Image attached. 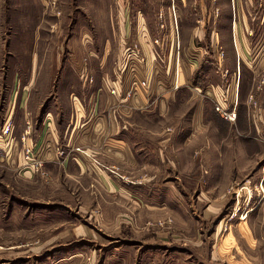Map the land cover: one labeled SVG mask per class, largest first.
<instances>
[{
  "label": "rangeland",
  "instance_id": "374dc122",
  "mask_svg": "<svg viewBox=\"0 0 264 264\" xmlns=\"http://www.w3.org/2000/svg\"><path fill=\"white\" fill-rule=\"evenodd\" d=\"M132 43L149 57L150 48L163 71L179 58L201 76L196 91L210 90L211 119L225 122L207 149L221 165L216 157L204 176L175 163L164 176L127 175L128 188L146 183L142 191L123 201L104 191L99 203L85 193L95 177L85 176L81 201L71 195L76 178L54 182L43 160L30 154L33 165L28 148L11 143V123L0 126V264H264V0H0V125L22 108L38 110L41 124L50 96H73L83 73L107 91L102 76ZM215 76L224 91L213 90ZM224 99L236 120L216 110ZM171 133L161 138L166 155L171 144L170 154L184 149ZM149 142L156 152L154 135ZM13 146L24 155L19 168Z\"/></svg>",
  "mask_w": 264,
  "mask_h": 264
},
{
  "label": "crops",
  "instance_id": "0c3cea01",
  "mask_svg": "<svg viewBox=\"0 0 264 264\" xmlns=\"http://www.w3.org/2000/svg\"><path fill=\"white\" fill-rule=\"evenodd\" d=\"M148 52L151 55L147 56L146 65L133 61L124 71V61L120 58L115 63L113 73L102 76V82L107 84L109 91L100 89L99 78L98 83L94 82V74L83 73L81 83H78L73 96H63L61 91L50 96L53 98V106L45 112L41 124L38 125L39 119L35 122L38 110L22 108L16 116V121L12 118L13 110L0 126L11 123V143H22L24 150L28 148L33 156L43 160V170L53 177L54 182L59 177L60 180L76 178L73 191L80 192L79 197L75 196L73 191L71 195L73 199L79 198L81 201L85 199V176L95 177L94 181L97 183H92L91 190L86 188L85 193L91 192V201L96 198L97 203L101 202L100 196L104 191L113 195V199L122 201L127 199V191H130V194L132 190L142 191V184L146 183L137 181L132 188H128L127 175L164 176L177 169L180 174L204 176L205 171L216 169L214 165L218 163L213 162L216 157L221 165L223 156L213 155L207 149L211 144L212 127L221 132V123L225 122L211 119L213 99L211 95L207 97L211 92L208 90L206 94H201L196 91L199 87L203 89L205 83L193 82V78L195 81L201 76L193 72L191 77L189 65L181 66L179 58L176 63L169 59L166 71H163L157 65L159 61H156L150 48ZM88 62L91 63L88 58L79 60L80 64ZM193 67L195 66L191 64L190 68ZM203 67L201 63L199 73L206 74ZM135 70L136 72H133ZM51 76L52 73L48 74L46 80L52 84ZM149 76V87L138 84L133 88V80L144 81ZM34 78L35 75L31 80ZM219 80L221 77L218 79L215 76L214 82L217 86L212 84L214 82L211 83L216 87H213L215 92L223 90ZM61 84L65 88L68 87L65 78L61 80ZM114 87L118 88V94L111 92L110 89ZM15 114L16 112L14 117ZM166 128L171 129V136L183 139L180 147L184 149H180L179 153L170 154L175 148L173 144L169 145L171 150H167V155L161 151L160 147L167 141L161 139ZM152 135L160 144L156 152L149 142ZM0 136L4 137L2 134ZM191 143L194 144V149L197 148L196 155L194 151L191 152ZM15 149L13 146L12 151L8 150V156H11L13 162L16 160V168H19L24 155L23 152L14 154ZM13 162L8 160L6 164L12 169L15 167ZM173 163L176 164V169L173 168ZM204 214L211 216V211L206 209ZM14 216L11 218L17 221V213Z\"/></svg>",
  "mask_w": 264,
  "mask_h": 264
},
{
  "label": "built area",
  "instance_id": "2783aa9c",
  "mask_svg": "<svg viewBox=\"0 0 264 264\" xmlns=\"http://www.w3.org/2000/svg\"><path fill=\"white\" fill-rule=\"evenodd\" d=\"M162 27H164V24L161 25ZM158 42V41H157ZM123 71L127 69V66L130 65V63H132L133 61L135 62H139V63H143V64H147V56L142 54L141 52V48L139 47V45H137L136 43L133 45H129L127 47H125V52H124V57H123ZM176 81H177V77H176ZM149 82H150V76L148 79L141 81V85L145 86V87H149ZM111 92L113 94H118V88H111L110 89ZM224 102L218 101V104L216 106V110L219 111L222 116L226 119H230L233 120V117L236 118V112H228L227 107L224 105L227 103V99L223 100ZM9 131V127L6 128L5 132ZM30 150H27V159L33 162L34 165V158H31L30 156L32 155V153H30ZM31 154V155H30Z\"/></svg>",
  "mask_w": 264,
  "mask_h": 264
},
{
  "label": "flooded vegetation",
  "instance_id": "af4514ba",
  "mask_svg": "<svg viewBox=\"0 0 264 264\" xmlns=\"http://www.w3.org/2000/svg\"><path fill=\"white\" fill-rule=\"evenodd\" d=\"M161 14V13H160ZM161 16V15H160ZM163 23H164V20L163 21H161V25H163Z\"/></svg>",
  "mask_w": 264,
  "mask_h": 264
},
{
  "label": "bare ground",
  "instance_id": "6f19581e",
  "mask_svg": "<svg viewBox=\"0 0 264 264\" xmlns=\"http://www.w3.org/2000/svg\"><path fill=\"white\" fill-rule=\"evenodd\" d=\"M236 115V114H235ZM236 118H237V115H236ZM236 118L235 117H233V120H236Z\"/></svg>",
  "mask_w": 264,
  "mask_h": 264
}]
</instances>
